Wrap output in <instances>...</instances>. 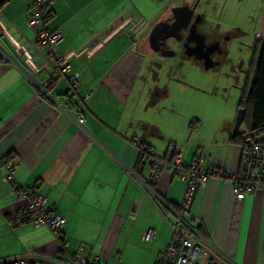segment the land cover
I'll return each instance as SVG.
<instances>
[{"label":"crops","instance_id":"crops-1","mask_svg":"<svg viewBox=\"0 0 264 264\" xmlns=\"http://www.w3.org/2000/svg\"><path fill=\"white\" fill-rule=\"evenodd\" d=\"M174 1L52 0L46 27L62 33L56 52L70 69L48 88V96L39 89L51 73L47 52L36 45L37 28L27 22L32 0L3 2L0 23L34 69L0 34L7 55L0 57V160L15 164L12 182L4 180L7 170L0 166V259L68 255L82 246L99 264L157 263L171 238L172 216L165 217L139 185L135 142L164 155L159 142L172 111L163 105L166 91L147 84L146 61L161 55L150 48L147 29L190 0ZM253 39L264 40V1ZM71 73L77 75L73 101L83 127L64 104L72 92ZM231 130L222 127L208 142L186 144L180 163L198 155L207 168L238 171L243 145L231 140ZM243 130L241 123L237 132ZM168 143L176 146L175 140ZM146 174L144 167L139 175ZM20 189L45 195L51 211L65 218L64 250L48 227L16 222L15 213L28 202ZM155 189L178 204L185 181L162 171ZM191 211L235 263L264 264V190L237 200L230 180L214 174L198 190ZM151 228L156 234L146 242L143 234Z\"/></svg>","mask_w":264,"mask_h":264},{"label":"built area","instance_id":"built-area-1","mask_svg":"<svg viewBox=\"0 0 264 264\" xmlns=\"http://www.w3.org/2000/svg\"><path fill=\"white\" fill-rule=\"evenodd\" d=\"M51 1L32 0L27 9L28 25L37 28L35 43L38 47L46 49L49 67L52 68V74L39 85L44 96L49 95L47 91L49 83L70 69L66 58L56 52L62 39V33L59 30H49L46 27L52 18ZM4 56L7 55L0 47V57ZM76 78V73L70 74L71 88L69 92H72L69 97L65 98L64 104L70 111H73L77 124L83 127L84 117L79 114V109L73 101V97L76 95L74 86ZM135 144L138 150L143 145L141 141H136ZM181 153L182 150L174 144L168 145L162 157H157L154 149H150L146 153L144 164L147 174L137 179L141 188L153 198L162 214L165 217L167 214L172 216L169 223L171 238L166 243L156 264H237L210 241L203 223L196 219L191 208L198 190L214 174L230 180L232 193L237 200H242L257 190H264V132H252L247 136V140L242 146L240 168L233 173H227L216 167H205L204 160L198 155H194L187 165L181 164ZM0 166H4L7 170L4 180L12 182L15 164L3 158L0 160ZM162 171L174 173L185 181L183 197L178 204L167 201L155 189L156 181ZM18 191L28 198V202L16 212V222L18 224L29 222L36 227H48L59 243L63 241L65 245L60 234L65 218L51 211V206L46 204L45 195L37 194L31 189ZM155 234L154 228L147 229L143 234V240L151 241ZM28 256L30 255L3 258L0 259V264H29L25 260V257ZM46 259L49 263L35 264H99V257L94 255L89 259L86 248L82 246L72 254L60 253Z\"/></svg>","mask_w":264,"mask_h":264},{"label":"rangeland","instance_id":"rangeland-1","mask_svg":"<svg viewBox=\"0 0 264 264\" xmlns=\"http://www.w3.org/2000/svg\"><path fill=\"white\" fill-rule=\"evenodd\" d=\"M263 1L197 0L195 23L204 54H187L182 32L181 39L168 41L172 55L146 61L147 84H159L166 91L163 105L172 111L159 142L163 152L169 140L184 151L186 144L208 142L222 127L232 128L253 59V36Z\"/></svg>","mask_w":264,"mask_h":264},{"label":"trees","instance_id":"trees-1","mask_svg":"<svg viewBox=\"0 0 264 264\" xmlns=\"http://www.w3.org/2000/svg\"><path fill=\"white\" fill-rule=\"evenodd\" d=\"M3 3H0V7ZM51 69L52 74V68ZM48 75V76H49ZM56 78L49 83V87L53 85ZM48 87V88H49ZM47 88V89H48ZM43 95V94H42ZM238 108L244 109V118L242 124L246 130L237 132L231 140L241 141L245 144L247 136L252 132H264V40L256 39L253 46V59L247 75V81L244 90L238 100ZM152 149L143 143L141 149L138 150L137 163L135 173L140 177V173L144 169L146 153ZM16 215V213H15ZM16 219V216H14ZM64 239L63 237H61ZM62 250L64 243L61 241Z\"/></svg>","mask_w":264,"mask_h":264},{"label":"water","instance_id":"water-1","mask_svg":"<svg viewBox=\"0 0 264 264\" xmlns=\"http://www.w3.org/2000/svg\"><path fill=\"white\" fill-rule=\"evenodd\" d=\"M4 1L6 0H0V3H3ZM195 7H196V4H194L193 7H189V5L185 4V5L172 8L171 13L173 16V21L170 23L160 21L157 24H155V26L151 29L148 35V43H149L150 48L155 52L159 51L160 54L163 56L172 55L173 52L171 50L163 47V40L168 37H173L176 40L181 39L180 30L185 28L188 25ZM137 27L138 25H135L132 30H135ZM0 34H2L8 39V41L11 43V45L13 46V48L15 49L16 53L19 56L25 57L26 64L32 68L31 66L32 64L30 62V57L28 56V54L25 52L23 47L19 46L17 42H15L12 39V37L7 33L5 28L1 25V23H0ZM156 43H158L157 46H156ZM186 53L193 54L196 52L193 50L188 51L186 49ZM243 118H244V109L238 108L234 121H233V125H232V130H231L232 136H234L237 133V130L240 127L243 121ZM25 260L29 264L49 263V261L43 257L28 256V257H25Z\"/></svg>","mask_w":264,"mask_h":264},{"label":"flooded vegetation","instance_id":"flooded-vegetation-1","mask_svg":"<svg viewBox=\"0 0 264 264\" xmlns=\"http://www.w3.org/2000/svg\"><path fill=\"white\" fill-rule=\"evenodd\" d=\"M194 4H197L196 0H193L192 2L187 3V5H189V7H193ZM161 21H164V22H167V23L172 22L173 21L172 13H171V15L169 17H167L166 19L161 20ZM195 22H196L195 21V13H194V10H193V13H192V16H191V19H190L188 25L185 28L180 30V36L182 35V32H184L185 37H187L185 39L186 42L184 43V45H186V47L188 46L187 47L188 51L189 50H193L196 53L202 55V54H204L203 50H205V49L202 48L203 47V40L200 37V35H198V33H197L196 23ZM157 23H155V24H157ZM155 24H153L150 27H148V29H147L148 30L147 31V39H148V35H149L151 29L155 26ZM169 40L177 41L173 37H168V38L164 39L163 40V47L166 48V49H169V44H168ZM188 40H191V41H188ZM157 44L158 43H156V46H157ZM156 53L159 54L160 52L156 51Z\"/></svg>","mask_w":264,"mask_h":264}]
</instances>
